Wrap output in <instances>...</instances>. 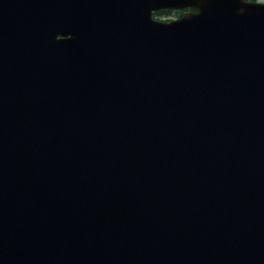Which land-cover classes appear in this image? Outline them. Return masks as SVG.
Segmentation results:
<instances>
[{"label": "water", "instance_id": "1", "mask_svg": "<svg viewBox=\"0 0 264 264\" xmlns=\"http://www.w3.org/2000/svg\"><path fill=\"white\" fill-rule=\"evenodd\" d=\"M0 264H264V3L0 0Z\"/></svg>", "mask_w": 264, "mask_h": 264}, {"label": "rangeland", "instance_id": "2", "mask_svg": "<svg viewBox=\"0 0 264 264\" xmlns=\"http://www.w3.org/2000/svg\"><path fill=\"white\" fill-rule=\"evenodd\" d=\"M252 1L264 3V0H252ZM154 17L156 20H159V21H169V20L178 18L179 14L176 10H171L170 13H167V14L155 13Z\"/></svg>", "mask_w": 264, "mask_h": 264}, {"label": "trees", "instance_id": "3", "mask_svg": "<svg viewBox=\"0 0 264 264\" xmlns=\"http://www.w3.org/2000/svg\"><path fill=\"white\" fill-rule=\"evenodd\" d=\"M164 13H167V12H164Z\"/></svg>", "mask_w": 264, "mask_h": 264}, {"label": "flooded vegetation", "instance_id": "4", "mask_svg": "<svg viewBox=\"0 0 264 264\" xmlns=\"http://www.w3.org/2000/svg\"><path fill=\"white\" fill-rule=\"evenodd\" d=\"M166 12H168V11H166Z\"/></svg>", "mask_w": 264, "mask_h": 264}]
</instances>
